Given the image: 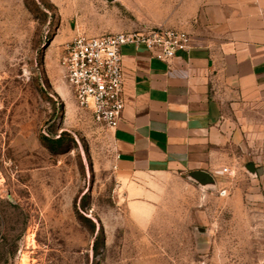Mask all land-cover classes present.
Wrapping results in <instances>:
<instances>
[{
    "label": "rangeland",
    "instance_id": "374dc122",
    "mask_svg": "<svg viewBox=\"0 0 264 264\" xmlns=\"http://www.w3.org/2000/svg\"><path fill=\"white\" fill-rule=\"evenodd\" d=\"M187 1L0 0V264H264V172L248 170L264 169V125L227 149L214 184L188 175L141 228L112 130L63 81L78 34L178 29Z\"/></svg>",
    "mask_w": 264,
    "mask_h": 264
},
{
    "label": "crops",
    "instance_id": "0c3cea01",
    "mask_svg": "<svg viewBox=\"0 0 264 264\" xmlns=\"http://www.w3.org/2000/svg\"><path fill=\"white\" fill-rule=\"evenodd\" d=\"M176 26L190 34L191 50L169 63L144 49L122 51L115 177L141 228L175 183L195 171L222 175L227 149L264 125V0H188Z\"/></svg>",
    "mask_w": 264,
    "mask_h": 264
},
{
    "label": "built area",
    "instance_id": "2783aa9c",
    "mask_svg": "<svg viewBox=\"0 0 264 264\" xmlns=\"http://www.w3.org/2000/svg\"><path fill=\"white\" fill-rule=\"evenodd\" d=\"M187 31L156 27L100 36L78 34L66 43L59 65L63 81L79 108L89 111L94 120L116 130L125 107V47L146 50L153 59L169 63L191 50ZM223 169L220 174H225Z\"/></svg>",
    "mask_w": 264,
    "mask_h": 264
},
{
    "label": "water",
    "instance_id": "95a60500",
    "mask_svg": "<svg viewBox=\"0 0 264 264\" xmlns=\"http://www.w3.org/2000/svg\"><path fill=\"white\" fill-rule=\"evenodd\" d=\"M248 170L251 173H256L257 175H262L264 172L263 168H256L254 165H249ZM190 178L197 181L202 186H207L215 183V178L208 172L205 171H195L190 174Z\"/></svg>",
    "mask_w": 264,
    "mask_h": 264
},
{
    "label": "trees",
    "instance_id": "16d2710c",
    "mask_svg": "<svg viewBox=\"0 0 264 264\" xmlns=\"http://www.w3.org/2000/svg\"><path fill=\"white\" fill-rule=\"evenodd\" d=\"M43 141L44 143L48 144V143H52V144H60L62 142V136H60L58 139H49L48 137H43ZM46 144V145H47ZM94 228H95V225H94ZM98 249V245L95 246V250Z\"/></svg>",
    "mask_w": 264,
    "mask_h": 264
}]
</instances>
